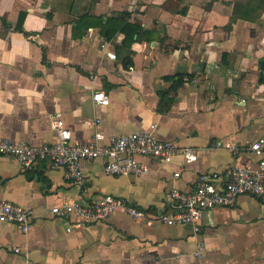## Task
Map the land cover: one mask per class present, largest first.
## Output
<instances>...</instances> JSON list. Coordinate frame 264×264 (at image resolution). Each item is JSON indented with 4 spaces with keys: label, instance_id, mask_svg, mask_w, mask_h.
Returning <instances> with one entry per match:
<instances>
[{
    "label": "crops",
    "instance_id": "obj_1",
    "mask_svg": "<svg viewBox=\"0 0 264 264\" xmlns=\"http://www.w3.org/2000/svg\"><path fill=\"white\" fill-rule=\"evenodd\" d=\"M249 1L0 0V137L55 141L60 113L73 141H88L96 128L110 135L154 126L157 138L196 153L187 165L179 155L168 163L137 156L148 166L139 175L109 174L100 157L83 160L82 185L47 160L24 168L0 155V195L32 210L26 230L0 221V264H264V201L255 196L203 212L196 231L157 220L170 210L169 189L191 190L199 172L256 167L249 145L264 136V3L248 17ZM108 17L141 32L132 39L110 24L108 36L99 26ZM95 90L107 105L94 104ZM96 118L98 126L89 123ZM103 194L146 218L118 208L89 225L72 217L67 229L51 211Z\"/></svg>",
    "mask_w": 264,
    "mask_h": 264
},
{
    "label": "built area",
    "instance_id": "obj_2",
    "mask_svg": "<svg viewBox=\"0 0 264 264\" xmlns=\"http://www.w3.org/2000/svg\"><path fill=\"white\" fill-rule=\"evenodd\" d=\"M114 57V54H111ZM94 104L105 106L108 96L103 90L92 93ZM100 120L89 121L98 126ZM52 128L57 138L52 142L39 144L27 141H14L0 137V155L16 159L24 168H30L38 162L47 160L52 168H62L65 178L75 185L85 181L81 166L83 160L102 158L104 170L109 174L128 175L143 174L147 171L146 163L137 156L171 162L174 155L182 158L187 165L196 158V153L189 146H180L172 140L157 138L152 130L140 129L126 134H106L96 128L92 137L86 142L72 140L70 129L60 113L52 119ZM218 146L233 148L229 140H217ZM249 148L257 157L256 167L232 165L226 173L201 171L197 174L192 189L189 191L171 187L168 191L170 210L161 213L157 220L165 224H191L196 231L203 212L214 207L234 206L241 194H249L264 201V136L253 140ZM179 175V170L174 171ZM1 193V192H0ZM121 208L135 219H145L146 213L123 198L111 194H103L92 201H81L76 198L63 200L51 207V211L66 219L67 229L71 227L73 217L79 225H89L108 218L116 209ZM32 210L6 199L0 195V221L15 223L26 230L31 222ZM194 254L201 256V248L197 246Z\"/></svg>",
    "mask_w": 264,
    "mask_h": 264
},
{
    "label": "trees",
    "instance_id": "obj_3",
    "mask_svg": "<svg viewBox=\"0 0 264 264\" xmlns=\"http://www.w3.org/2000/svg\"><path fill=\"white\" fill-rule=\"evenodd\" d=\"M262 3H264V0H253V1L247 2L245 4L246 8H247V13H246L247 16L252 17V13H254L261 6ZM80 19H79V21H80ZM21 20H22V15L19 18L18 23L16 24V28L22 31ZM110 24L117 25V28L123 30L125 35L128 37H132V39H133L134 34L139 35L141 32L140 28L137 25L129 24L120 18L108 17L104 22L99 23V26L101 29H107L106 34L108 36L110 35V27H109ZM138 38H139V36H138ZM124 41H125V39H124ZM125 42H127L126 43L127 45L129 44L128 41H125ZM259 68H260V71L262 74V71H264V58L259 60ZM263 80H264V75H263Z\"/></svg>",
    "mask_w": 264,
    "mask_h": 264
}]
</instances>
